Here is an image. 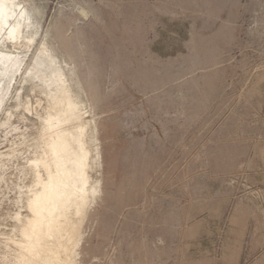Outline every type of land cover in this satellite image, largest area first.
I'll return each instance as SVG.
<instances>
[{
  "label": "rangeland",
  "instance_id": "1",
  "mask_svg": "<svg viewBox=\"0 0 264 264\" xmlns=\"http://www.w3.org/2000/svg\"><path fill=\"white\" fill-rule=\"evenodd\" d=\"M20 2L0 264H264V0ZM67 156L81 189L30 238Z\"/></svg>",
  "mask_w": 264,
  "mask_h": 264
},
{
  "label": "bare ground",
  "instance_id": "2",
  "mask_svg": "<svg viewBox=\"0 0 264 264\" xmlns=\"http://www.w3.org/2000/svg\"><path fill=\"white\" fill-rule=\"evenodd\" d=\"M27 11L20 0H0V23L11 40H15L27 26ZM8 38V39H9ZM9 39V40H10ZM0 62L14 67L19 61L0 47ZM59 173L43 186L42 193L32 201L35 220L31 223L28 237H38L41 227L47 232L54 219L59 197L65 191L77 192L81 189L79 175L68 166L71 158L59 157L57 160ZM40 231V232H38ZM29 232V231H28ZM27 234V233H26ZM32 243V242H31ZM33 244V243H32ZM31 246V244H30Z\"/></svg>",
  "mask_w": 264,
  "mask_h": 264
}]
</instances>
